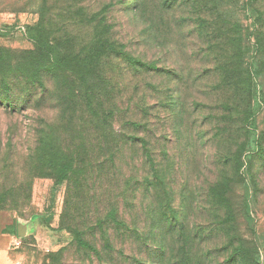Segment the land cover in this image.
<instances>
[{
	"label": "rangeland",
	"instance_id": "374dc122",
	"mask_svg": "<svg viewBox=\"0 0 264 264\" xmlns=\"http://www.w3.org/2000/svg\"><path fill=\"white\" fill-rule=\"evenodd\" d=\"M73 1L90 14L111 3L118 42L130 56L151 62L149 72H141L122 89L133 90L136 96L146 94L152 112L159 101L156 91L163 89L166 94L161 98L172 99L164 113L177 114L181 99L184 114L179 120L169 115L167 122L157 123V118L149 122L154 166L144 206L149 251L138 249L133 235L141 203L134 197L135 172L131 154L126 153L125 161L119 158L114 172L95 184L83 204L71 206L66 228L60 223L67 210L64 184L38 179L28 185L23 183L25 167L14 164L10 171L0 166V211L8 214L13 237L10 264H50L49 259L63 249L61 264H98L94 255L82 254L74 246L70 227L75 222L86 233L85 243L92 249L87 252L100 253V264H138L141 255L147 258L145 264H264V46L257 58L252 49L246 56L248 72L257 80L248 99L245 78L236 73L241 58L233 60L231 79L221 88L213 73L200 71L207 63L198 54L194 31L182 29L172 39V24L164 19L161 0H144L143 17L123 12L124 2L131 0H0V50H31L38 27L44 30L43 37L63 39V31L73 22L64 13L72 11ZM143 22L151 30L157 28L151 32H160L159 40L148 34L144 43ZM71 29L86 34L76 25ZM174 70L181 74V82L172 76ZM23 118L0 116V155L9 135L26 144ZM110 211L115 220L98 228L96 222ZM18 226L25 228L22 238L16 235Z\"/></svg>",
	"mask_w": 264,
	"mask_h": 264
},
{
	"label": "trees",
	"instance_id": "16d2710c",
	"mask_svg": "<svg viewBox=\"0 0 264 264\" xmlns=\"http://www.w3.org/2000/svg\"><path fill=\"white\" fill-rule=\"evenodd\" d=\"M74 4V1L69 4L72 13L68 9L64 13L73 22L63 31V39L43 37L44 30L38 27L31 50L17 53L0 50V116L11 119L21 115L27 123L26 144L17 143L9 135L0 155V166L10 171L14 164L25 167L23 183L28 185L38 179L64 184L67 210L60 223L66 228L71 206L74 208L75 202L83 204L95 190V184L113 173L119 158L125 161V154L130 153L135 172L134 197L141 203L133 235L138 249L149 251L152 246L144 232L147 220L144 206L151 184L148 174L154 169L149 122L154 118L157 123L171 120L172 114H165L164 109L167 111L172 99L161 98L165 90L156 91L158 100L162 99L164 104L161 107L158 101L152 106L156 112H152L146 94L136 96L133 90H123L141 72H149L151 62L130 56L118 42L109 12L115 9L111 3L92 12L95 14ZM159 7L164 19L172 24V39L181 35L182 29L194 31L198 54L207 63L199 70L213 73L221 88H226L231 79L233 60L241 58L236 73L245 78V96L251 97L256 90L252 82L256 79L248 72L246 56L252 49L257 58L264 46V0H161ZM122 10L143 17L144 0L125 1ZM227 19L229 25L225 23ZM143 23L140 32L145 35L144 43L148 42V34L152 40H159L160 32H151L157 28L151 30L148 23ZM71 24L86 34L75 33ZM172 76L181 82L179 71L174 70ZM180 100L177 114L172 117L178 120L184 114ZM14 134L20 136L21 132ZM113 213L108 212L96 226L102 229L106 221H114ZM81 227L76 222L70 227L74 246L84 251H80L82 254L94 255L100 264V253L87 252L92 249L85 243L86 233ZM100 237L105 240L103 231ZM104 247L109 250L108 244ZM65 254V249L60 250L49 259L50 264H61ZM146 260L141 255L138 264H145Z\"/></svg>",
	"mask_w": 264,
	"mask_h": 264
},
{
	"label": "crops",
	"instance_id": "0c3cea01",
	"mask_svg": "<svg viewBox=\"0 0 264 264\" xmlns=\"http://www.w3.org/2000/svg\"><path fill=\"white\" fill-rule=\"evenodd\" d=\"M13 237L9 233V216L6 212L0 211V264H10L8 252Z\"/></svg>",
	"mask_w": 264,
	"mask_h": 264
},
{
	"label": "water",
	"instance_id": "95a60500",
	"mask_svg": "<svg viewBox=\"0 0 264 264\" xmlns=\"http://www.w3.org/2000/svg\"><path fill=\"white\" fill-rule=\"evenodd\" d=\"M16 233L18 238L24 237L26 233L25 228H23L22 226H18Z\"/></svg>",
	"mask_w": 264,
	"mask_h": 264
}]
</instances>
